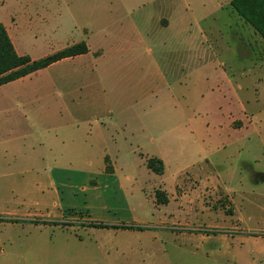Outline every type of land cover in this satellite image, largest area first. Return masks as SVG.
I'll return each instance as SVG.
<instances>
[{
	"label": "rangeland",
	"instance_id": "obj_1",
	"mask_svg": "<svg viewBox=\"0 0 264 264\" xmlns=\"http://www.w3.org/2000/svg\"><path fill=\"white\" fill-rule=\"evenodd\" d=\"M219 1L226 0H46L32 10L9 11V15L16 13L23 51L34 59L64 50L88 37H93V45H104L106 54L98 64L99 75L80 70L84 76L74 77L66 73V68H56L53 77L61 80L59 86H71L67 77L77 83L74 86H85L82 82L113 86L108 93L115 105L130 99L131 106H115L112 118L129 121L139 128L145 118L152 117L153 134L159 137L154 150L165 149L178 156V148L168 147L160 138L168 132V126L172 132L177 123L167 125L163 119L168 115L177 118L184 109L199 132L215 133L219 131L217 121L226 117L233 101L232 93L225 87L228 85L222 75L224 65L221 70L214 69L216 58L211 56V41L194 30L201 27L210 37L209 30L221 28L225 34L223 50L228 54L234 48L232 20L226 10L217 8ZM169 8L180 9L181 19L192 28L190 33L182 27L166 33L156 27L157 17ZM5 14L0 13V17L10 20ZM137 30L146 32L145 41H140ZM102 31L106 32V39L102 38ZM226 53L221 55L220 62L227 61ZM243 80L244 84L246 79ZM165 83H170L172 103ZM216 86H222L223 92ZM254 87L250 86L249 95H254ZM217 103L222 104V110ZM261 119L264 120V112ZM208 122L211 126H207ZM254 123L263 130L260 139L257 136L251 139L259 160L256 170L263 171L264 122L261 124L256 117ZM225 139L218 141L230 140ZM188 151L189 147L181 154ZM246 153L235 152V161L247 160ZM240 166L244 174H249L247 165L240 163ZM138 170L139 185L152 186L154 180L139 167ZM217 172L222 179L224 172L219 166ZM8 176L6 180L0 178V264H264V183L254 184L249 176L242 183L236 181L209 193L202 190V194H196L199 201L196 210L205 204L211 209L210 217L183 215L185 219L180 218L182 222L173 225L158 221L162 211L151 204L150 190L147 197L134 195L131 203L142 223L133 226L136 232L87 224L74 213L70 221L43 218L36 214L41 194L34 185L35 172H9ZM186 179V191L190 193L195 185ZM17 185L22 186L20 190ZM229 188L237 192L233 207L240 221L230 216L232 207L225 196V189ZM179 233L187 234L183 244L175 240ZM202 235L215 237L219 246L202 239Z\"/></svg>",
	"mask_w": 264,
	"mask_h": 264
},
{
	"label": "crops",
	"instance_id": "obj_2",
	"mask_svg": "<svg viewBox=\"0 0 264 264\" xmlns=\"http://www.w3.org/2000/svg\"><path fill=\"white\" fill-rule=\"evenodd\" d=\"M45 1L0 0V13L5 11V16L10 17V20L0 17V24L5 26L21 56L26 55L23 51L24 41L19 35L20 30L14 17L16 13L9 15V11L32 10ZM231 1L217 2V8L220 11L226 10L232 20L230 32L235 45L232 50H228V54L221 46L225 37L221 28L215 27L214 32L209 30L210 37L203 28H194L200 37L211 41V56L216 58L214 69L219 70L224 65L226 70L222 75L228 85L225 87L233 95L226 117L222 116L217 121L219 131L199 132L193 126L194 119L188 117L183 109L177 118L168 115L163 119L162 122L167 125H177L172 132L168 126V132L160 137L169 144L168 147L178 148V156L165 149L155 151L153 145L159 137L153 134L152 117L145 118L139 128H134L129 121L119 122L112 118L115 106H131L130 99L115 105L108 93L113 86H105L100 82L91 85L82 82L85 86H74L77 83L67 76V82L71 86H59L61 80L58 81L52 75L56 68H66V73H72L74 77L84 76L87 71L99 75L98 64L105 56L106 49L104 45H93V37H88L81 42H86L89 52L65 58L47 68L0 85V120L3 124L0 128V178L6 180L9 172H35L34 185L41 194L40 201L36 203V214L43 218L70 221V215L74 213L87 224H104L115 226L116 230L135 232V229L119 227L142 224L137 219L131 198L140 194L147 197L148 190L151 191V204L162 211L158 221L164 224L171 222L173 225L182 222L180 218H184L183 215L186 218L188 214L194 213L198 219L202 215L210 217L211 209L205 204L200 210H196L195 204L199 203L196 194L200 195L203 191L209 193L236 181L242 183L248 176L254 184H263L264 170H256L255 165L259 160L251 139L263 136V130L254 123V118L259 117L261 124L264 122L261 119L264 112V42L237 14ZM131 23L137 26L135 22ZM155 25L165 33L179 27L188 33L192 30L181 19L180 9L177 8H169L160 14ZM137 32L141 37L140 41H145L148 36L146 32ZM101 36L106 39V32L102 31ZM224 53L227 54L225 63L219 61ZM80 70L84 73L80 74ZM244 78L245 85L242 83ZM248 78H251V83ZM249 85L255 86L254 95H249ZM165 86L169 91V103H172L174 95H171L170 83H165ZM221 87L216 86V89L223 92ZM153 102L151 100L150 104ZM221 105H218L220 110ZM207 126H211V123L208 122ZM221 138L230 140L218 141ZM235 146L237 147L232 148ZM187 147L190 151L181 154ZM229 147L232 148L231 153ZM235 152H247V160L235 161ZM216 154L221 155L213 159L212 156ZM151 157L163 160V175L155 174L147 167V159ZM240 163L247 165L245 167L249 174H244ZM218 166L224 172L223 181L217 172ZM138 167L154 180L149 188L147 183L139 185ZM186 178L196 187L190 193L186 191ZM19 186L16 189L20 190L22 186ZM157 190L165 192L169 199L167 204L157 203ZM225 196L232 207L230 216L236 219L233 206L237 192L232 188L225 189ZM115 218L122 219L117 221ZM230 224L234 225L232 222ZM174 237L179 244H183L187 234L179 233ZM201 238L212 240V245L219 246L215 237L202 235Z\"/></svg>",
	"mask_w": 264,
	"mask_h": 264
},
{
	"label": "trees",
	"instance_id": "obj_3",
	"mask_svg": "<svg viewBox=\"0 0 264 264\" xmlns=\"http://www.w3.org/2000/svg\"><path fill=\"white\" fill-rule=\"evenodd\" d=\"M231 6L261 36L264 42V0H232ZM87 52H89V48L86 42H81L52 55L33 60L27 55L21 56L17 53L5 26L0 24V85L47 68L65 58L75 57ZM147 167L155 174L163 175L165 173L164 162L157 157L148 158ZM155 196L158 204L169 202L167 195L161 190H157ZM93 225L106 227L104 224ZM132 228L133 226H127L126 229Z\"/></svg>",
	"mask_w": 264,
	"mask_h": 264
}]
</instances>
